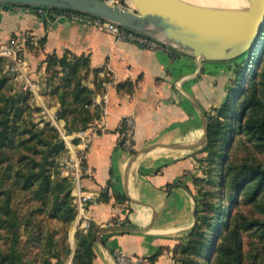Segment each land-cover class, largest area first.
Masks as SVG:
<instances>
[{
	"label": "crops",
	"instance_id": "obj_1",
	"mask_svg": "<svg viewBox=\"0 0 264 264\" xmlns=\"http://www.w3.org/2000/svg\"><path fill=\"white\" fill-rule=\"evenodd\" d=\"M5 5L0 4V45L26 32L46 39L29 55L31 62L49 54L86 56L90 68L108 77L104 91L94 96L101 115L85 129L90 143L80 172L81 191L93 195L86 221L100 229L95 263L117 264L114 253L120 251L147 264H178L175 250L197 222V157L205 155L199 151L208 141L209 116L228 99L235 61L202 60L164 43L150 50L68 15L41 16ZM127 116L136 121L130 153L121 145ZM75 133L67 136V147L79 155Z\"/></svg>",
	"mask_w": 264,
	"mask_h": 264
},
{
	"label": "trees",
	"instance_id": "obj_2",
	"mask_svg": "<svg viewBox=\"0 0 264 264\" xmlns=\"http://www.w3.org/2000/svg\"><path fill=\"white\" fill-rule=\"evenodd\" d=\"M52 10L62 11L54 8ZM45 41V38L41 39L42 47ZM247 55L245 66L235 64L233 72L237 76V83L236 87L230 89L228 100L215 109L216 116H209L208 141L202 151L208 153L212 170L207 173L206 179L195 180L209 184L210 189L202 192L203 209L200 210L198 205L197 222L188 240L178 245L175 250L174 258L178 264H245L242 232L255 229L264 237V160L233 165L228 158V151L237 131L248 135L249 140L255 143V148L264 152V28L256 48ZM47 56L53 65L59 63L65 66L67 87L77 79L81 66H86L98 78L100 76L101 70L90 68L86 56ZM4 60L0 57V74ZM260 62L263 68L260 74H257L253 67ZM106 80L108 81V78H101L100 82L95 84V89L77 80L75 89L63 94V107L58 112V118L65 119L67 134L87 129L101 115V108L94 105V96L104 91ZM7 82L5 75L0 76V99L7 102L0 107V165L10 160L8 150L32 148L29 143L34 140L44 146L39 151L43 156L40 161L29 159L24 154L18 160L20 168L14 170L13 165L9 163L7 172L1 173L0 166V185L3 189L1 195L4 196V200L0 202V240L6 239L10 243L6 251L0 250V264H26L28 252L24 250L25 247H20L22 228L30 235L28 242L32 243L39 244L43 239H47L48 244L52 246L53 234H43V221L34 220L31 217L34 213L29 216L19 214L13 204V192H32L31 200L38 201L53 197L54 205L49 212L50 217L66 224L75 219L76 209L72 202L71 181L67 178H59L56 181L51 179V168L56 164V157L66 150L59 130L50 124L42 128L33 124V128L26 127L22 130L19 123L24 122L26 107L21 106L20 102H25V97L5 96L3 90ZM125 85L127 84H120L119 88ZM24 134H29V138L17 140ZM74 142L78 140L75 139ZM8 182H11L10 187L6 186ZM241 201L254 206L261 216L249 219L236 212L234 208ZM37 211L45 213V208H39ZM99 231V228L91 224L86 233L77 232L78 248L73 258L74 264H97L93 245ZM70 254L71 250L68 248L66 255ZM52 255L57 259L56 264H61L60 254L53 252ZM47 264L51 262L47 261Z\"/></svg>",
	"mask_w": 264,
	"mask_h": 264
},
{
	"label": "rangeland",
	"instance_id": "obj_3",
	"mask_svg": "<svg viewBox=\"0 0 264 264\" xmlns=\"http://www.w3.org/2000/svg\"><path fill=\"white\" fill-rule=\"evenodd\" d=\"M1 46H8L12 49L11 57L0 55L4 58L2 63V71L0 76L5 75L8 78L7 85L3 90L5 96L12 97L13 95H23L25 97V102L21 100L20 105L25 108V113L23 114L24 122H20L21 129L33 128V124H36L39 128L45 127L46 124L53 125L56 127L60 135L66 144V150H64L59 156L56 157V164L51 168V179L56 181L59 178H67L72 183V202L76 209L75 219L69 224L59 220L53 219L50 217V210L54 205L53 197H49L46 201L31 200L33 197L32 192L23 193L19 190L13 192V204L19 210V214L23 216L31 215L34 220L43 221L44 229L43 234L47 235L53 234V243L52 246L48 244L47 239H43L41 243H32L28 242L30 235L24 231V228L21 230V244L20 247H25L24 250L28 252L26 259L28 260L26 264H56L57 259L53 258V252H58L61 256V264H74L73 258L76 254L78 248V237L77 232H84L81 228V223L79 224L78 220V209H77V196L73 195V190L75 189V184L73 180V175L66 174L65 165L62 164L66 158H69L72 153L67 147L69 139H67L70 134H67L65 130V119L58 118V112L62 109V96L65 92H72L75 89L76 81L81 80V82L91 88H96V83L100 82L101 77L99 78L93 72H90L86 66L80 68L77 75V79L73 81L70 87L66 86V76L67 70L65 66L48 61V56L45 57L42 61L33 63L30 61L29 55L34 53V51L39 50L41 46V39L35 40L30 34H12L7 41L3 42ZM16 62H15V59ZM248 55L240 57L235 60V64L238 63L241 66H245L247 63ZM20 59V60H19ZM258 60V59H257ZM20 63V66L17 63ZM25 62L24 64H22ZM258 62V61H257ZM24 68V69H22ZM254 70L257 71V74L262 71L263 65L257 63L254 65ZM237 76L232 72L231 79L229 82V95L230 89L234 86L236 87ZM262 87V86H261ZM100 91V90H99ZM100 93H102L100 91ZM262 94H264L262 87ZM228 95V98H229ZM73 99V97L71 96ZM68 99V103H69ZM228 99H226L227 101ZM225 101V102H226ZM224 102V103H225ZM5 100L0 99V107L6 105ZM219 108V107H218ZM216 109V108H215ZM213 110L214 116H216V111ZM72 135V134H71ZM29 134H24L21 137H18L17 140L22 138H29ZM21 138V139H20ZM30 146L32 148L23 147L22 149L17 150H8L9 161L1 163V168L3 172H7V165L11 163L14 170L20 168L18 163L21 155L26 154L29 159L35 158L40 161L42 155L39 151L44 147L42 144H38L36 140L31 141ZM255 143L249 140V136L238 131L235 133L232 143L228 151V158L230 163L233 165H239L244 162H257L264 160V152L257 150L255 148ZM26 148V149H25ZM38 152V153H37ZM199 154H205L201 157H197L198 162V174L193 176V185L195 187L197 202L200 210L203 209L202 202L204 197L202 192L206 189H210L209 184L205 182H196L195 178H207V173L211 172V161L208 160V153L199 151ZM25 168V166L23 167ZM215 172H217L215 170ZM12 182V181H11ZM11 182H8L6 186L10 187ZM216 189V188H215ZM2 187L0 185V202L4 200V196L1 195ZM46 202V205H45ZM39 208H45V213L36 212ZM236 208V209H235ZM234 210L239 212L241 215L246 216L249 219L259 218L261 215L257 212V209L248 205L245 202L235 206ZM4 233V230H2ZM35 233V232H34ZM44 235V236H45ZM242 242H243V256L245 264H264V237L261 236L259 231L249 230L242 232ZM10 246V243L6 239L0 240V250L6 251ZM70 248L71 254L66 255V252ZM46 262V263H45Z\"/></svg>",
	"mask_w": 264,
	"mask_h": 264
},
{
	"label": "water",
	"instance_id": "obj_4",
	"mask_svg": "<svg viewBox=\"0 0 264 264\" xmlns=\"http://www.w3.org/2000/svg\"><path fill=\"white\" fill-rule=\"evenodd\" d=\"M126 1L133 11L101 0H0V4L93 15L214 62L235 61L250 54L264 28V0H248L244 9L202 6L188 0ZM194 216L197 219V209Z\"/></svg>",
	"mask_w": 264,
	"mask_h": 264
},
{
	"label": "built area",
	"instance_id": "obj_5",
	"mask_svg": "<svg viewBox=\"0 0 264 264\" xmlns=\"http://www.w3.org/2000/svg\"><path fill=\"white\" fill-rule=\"evenodd\" d=\"M101 1L112 6L120 7L122 9H127L132 11L134 10V7L130 6L126 0H101ZM33 9L36 11L37 14L41 16H50L51 14L68 15L78 23L93 26L107 33L112 34L113 36H115V38L118 41L121 42H128L150 50H159L164 47V44L155 38H152L136 30L127 28L125 26L119 25L111 21H107L105 19L93 15L75 12L71 10H62L60 12H56L52 10V8H48L44 6H34ZM12 53L13 52L10 47L8 46L0 47V55L11 57ZM24 63L25 62H23L22 64ZM17 64L20 66L19 62ZM98 103L96 100L94 102V105ZM135 132H136L135 119L132 116L125 117L122 123L121 145L124 148V150L129 153L134 150ZM75 135L80 139L81 153L79 155L72 154L69 158H66L62 164L65 165L64 173L66 174L71 173L73 175L75 189L77 190L76 196H77L78 220L81 221V228L83 229V231L86 232L89 229L90 224L86 221L87 218L84 214V211L87 203L93 199V195L85 194L84 192L81 191L80 172L83 162V155L88 149L90 143V136L87 130L77 131ZM114 257L117 264H147V261L144 258L127 256L120 251H116L114 253Z\"/></svg>",
	"mask_w": 264,
	"mask_h": 264
},
{
	"label": "bare ground",
	"instance_id": "obj_6",
	"mask_svg": "<svg viewBox=\"0 0 264 264\" xmlns=\"http://www.w3.org/2000/svg\"><path fill=\"white\" fill-rule=\"evenodd\" d=\"M190 2L211 7L230 9H244L248 6V0H188Z\"/></svg>",
	"mask_w": 264,
	"mask_h": 264
}]
</instances>
